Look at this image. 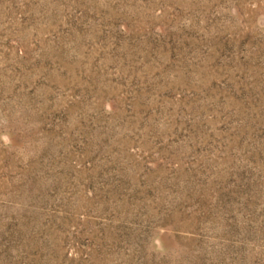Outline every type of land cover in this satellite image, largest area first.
<instances>
[{"label": "rangeland", "instance_id": "1", "mask_svg": "<svg viewBox=\"0 0 264 264\" xmlns=\"http://www.w3.org/2000/svg\"><path fill=\"white\" fill-rule=\"evenodd\" d=\"M0 264H264V0H0Z\"/></svg>", "mask_w": 264, "mask_h": 264}]
</instances>
